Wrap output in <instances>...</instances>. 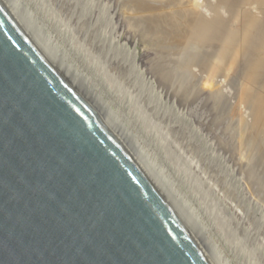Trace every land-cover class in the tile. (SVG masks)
Returning a JSON list of instances; mask_svg holds the SVG:
<instances>
[{"label":"rangeland","instance_id":"374dc122","mask_svg":"<svg viewBox=\"0 0 264 264\" xmlns=\"http://www.w3.org/2000/svg\"><path fill=\"white\" fill-rule=\"evenodd\" d=\"M13 1L204 233L219 262L264 264V103L237 99L243 81H238L239 71L224 69L216 76L203 71L211 66L217 45H184L169 38L180 30L195 31L200 13L214 19L210 6L190 10L174 0ZM137 4L147 12L134 14ZM133 16L150 18L164 41L144 38L130 24ZM188 45L198 52V60L189 93L183 96L178 84L171 86L154 73L153 62L162 48L192 51ZM260 85L261 92L254 88L246 95H262L264 83Z\"/></svg>","mask_w":264,"mask_h":264},{"label":"water","instance_id":"95a60500","mask_svg":"<svg viewBox=\"0 0 264 264\" xmlns=\"http://www.w3.org/2000/svg\"><path fill=\"white\" fill-rule=\"evenodd\" d=\"M0 264H221L5 0Z\"/></svg>","mask_w":264,"mask_h":264},{"label":"bare ground","instance_id":"6f19581e","mask_svg":"<svg viewBox=\"0 0 264 264\" xmlns=\"http://www.w3.org/2000/svg\"><path fill=\"white\" fill-rule=\"evenodd\" d=\"M5 1L13 9V11L19 16V18L23 21V23L27 26V28L31 30L32 33L37 37V39L43 44V46L47 49L48 53L53 58V60L60 66V68L75 83V80L70 75V73L64 68V65L62 66V63L58 62L59 60H57L56 56H54V54L51 53V49L48 48L49 46L45 44L44 40L31 27V23L30 21H28L30 19H28V17H25L21 13L22 9L20 11L13 0H5ZM130 1L131 0H129L128 2ZM174 1L176 2L180 1L185 7H188L190 10L192 8H199L202 6L206 7L208 5L210 6L209 10L210 11L212 10L214 12L215 18L209 21V20H206V17L204 14L200 13L201 18L199 19V21H197L198 27L196 30L193 29L195 31L193 32L190 31V33L188 31L186 33L185 31V33H182L181 32L182 30H180V32H176L177 34L174 33V37L169 36L170 40L181 41L184 45L185 44L190 45V43L193 41H199V45H202L204 47L205 46L211 47L213 45H217L218 49H215L216 50L215 54L214 53L212 54L213 60H212V63H210L211 66L205 68L203 71L204 72L208 71L209 72L208 74H211V75L214 74L213 76H216L215 74L221 73L224 69L225 70L228 69L229 71H234V72L239 71V73L241 74V75L239 74L241 80H238V81L240 82L243 80L244 82L242 81L241 89L238 88V87H241L240 85L241 83L237 87V89L240 90V91H237L238 97L240 96V98H237V99H240V100L242 99V100L247 101V99L249 98L248 101L253 100V101L264 103V94H263L264 92L262 93V95H258V96L246 95V92L253 91L254 88L260 91V87H261L260 84L262 83V86H263V83H264V0H215V2H212V0H174ZM222 8L223 10L221 11ZM224 8L228 12V16H226L227 19H225L226 17L224 18V16H222L223 14L222 12L224 11ZM147 9L148 8L145 5L137 4V8L133 9L132 11L134 12V14L143 15L144 12H147ZM212 11H211V14H212ZM194 12L196 11L194 10ZM205 14L207 16V13ZM145 15L147 14L145 13ZM146 17L147 16H137V17L133 16L129 18L130 19L129 21L132 26L134 25L137 26L139 30L141 31L143 37L150 40L152 43L163 42L164 40L162 39V37H160L162 35L157 36V34H159L160 32L157 24L156 25L153 24L151 19L148 17L147 19ZM154 21H156V19ZM170 22L172 21L170 20ZM190 24H191V21H190ZM183 29H185V27ZM191 29H192V26H191ZM175 31H178V30H175ZM190 49H192V47H190ZM192 51L186 50L185 52L177 53L176 50L174 49L162 48V50H160V52L157 53L155 62H153L155 63L153 65L154 66L153 68H155L154 73L159 75L161 78L162 77L165 78L166 82L169 83L171 86L173 84H176V85L178 84L177 88L179 89H177V91L182 92L183 96H187L189 93L190 83L191 81H193V74L191 73L193 64L196 63L198 60V55H197L198 52L194 53V51L193 52ZM234 77H237V75ZM234 77L233 79L234 81H236L237 79ZM229 80H231V78L228 79V81ZM233 83H236V82H233ZM233 83L231 84L233 85ZM176 85H174V87H176ZM202 85H204V83ZM76 86L83 92V90L78 84H76ZM204 86L208 87L209 84L205 83ZM228 86H229V83H228ZM234 86H237V85L234 84ZM167 87L169 88V86ZM173 88L170 91L173 92V90L175 89ZM178 92H177V95H178ZM238 92L240 93L238 94ZM83 94L95 106V108L100 112V114L109 123V125L113 128V130L120 136V138L136 154V156L140 159V161L146 168L149 175L154 179V181L158 184V186L163 190V192L168 196V198L178 208V210L182 213L183 217L188 221V223L195 230V232L199 235V237L203 240V242L206 243L205 238H204V233H202V231L198 227H196V225L192 221H190V219L187 217L185 210L172 197V195L168 192L165 186H163L162 182L159 181L158 178L154 175V173L152 172V169L148 167V164L146 163L145 159L142 158V156L137 152V150L134 148L133 144L130 142L128 137L125 136V134L116 125H114L111 121H109L108 115L105 113V110L102 109L98 104H96V102L94 101V99H92V97L88 96L84 92ZM213 247L215 250H218V246L214 245Z\"/></svg>","mask_w":264,"mask_h":264}]
</instances>
